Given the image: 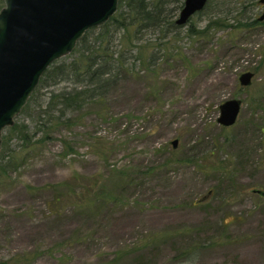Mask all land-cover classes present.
Segmentation results:
<instances>
[{
	"label": "rangeland",
	"instance_id": "374dc122",
	"mask_svg": "<svg viewBox=\"0 0 264 264\" xmlns=\"http://www.w3.org/2000/svg\"><path fill=\"white\" fill-rule=\"evenodd\" d=\"M186 28L179 57L128 73L103 113L91 109L44 141L32 135L33 149L12 139L19 164L0 175V264L119 254L121 264H264V98H251L264 89V27L197 41ZM254 69L242 86L240 74ZM231 98L242 108L223 127L219 105ZM33 118L32 106L14 120L34 131Z\"/></svg>",
	"mask_w": 264,
	"mask_h": 264
},
{
	"label": "trees",
	"instance_id": "16d2710c",
	"mask_svg": "<svg viewBox=\"0 0 264 264\" xmlns=\"http://www.w3.org/2000/svg\"><path fill=\"white\" fill-rule=\"evenodd\" d=\"M183 1L120 0L117 12L107 23L88 30L71 54L51 64L20 112L25 114L32 106L35 108V130L30 131V124L21 119L20 122L14 120L13 125L2 132L0 175H7L19 164L18 149L10 146L13 138L22 141L19 149H33L36 143L32 135L40 133L42 137L38 140L44 141L59 127L78 123V117L87 115L91 109L103 113L106 97L128 73L154 71L166 59L178 58L180 48L177 44L184 39L182 27L177 26L175 20ZM2 7L3 0H0V10ZM258 7L263 8L260 0H209L186 24L184 38L213 40L211 32L214 30L233 31L232 35L258 30L264 27V21L258 20L261 15L256 13ZM196 21L203 24L198 26ZM152 41L157 46L147 43ZM260 64L264 67V53ZM251 72L255 75L258 69ZM251 98L253 101L264 98V89L254 91ZM65 146L68 150L73 148L69 141H65ZM56 187L68 189L69 184L61 182ZM54 200L61 202L59 196ZM55 205L51 203L52 207ZM192 254L193 250L187 253ZM15 258L5 264H17L24 259ZM122 258L119 254L98 264H121ZM183 264L197 263L192 257L190 262Z\"/></svg>",
	"mask_w": 264,
	"mask_h": 264
},
{
	"label": "water",
	"instance_id": "95a60500",
	"mask_svg": "<svg viewBox=\"0 0 264 264\" xmlns=\"http://www.w3.org/2000/svg\"><path fill=\"white\" fill-rule=\"evenodd\" d=\"M120 0H3L0 10V149L2 132L27 103L45 70L73 52L79 40L117 12ZM209 0H184L175 20L183 27ZM263 11L259 21H264ZM253 72L239 76L249 86ZM242 108L238 98L219 105L218 124L233 125ZM173 148L178 140L171 141Z\"/></svg>",
	"mask_w": 264,
	"mask_h": 264
},
{
	"label": "bare ground",
	"instance_id": "6f19581e",
	"mask_svg": "<svg viewBox=\"0 0 264 264\" xmlns=\"http://www.w3.org/2000/svg\"><path fill=\"white\" fill-rule=\"evenodd\" d=\"M78 46V45H77Z\"/></svg>",
	"mask_w": 264,
	"mask_h": 264
},
{
	"label": "flooded vegetation",
	"instance_id": "af4514ba",
	"mask_svg": "<svg viewBox=\"0 0 264 264\" xmlns=\"http://www.w3.org/2000/svg\"><path fill=\"white\" fill-rule=\"evenodd\" d=\"M184 2V1H183Z\"/></svg>",
	"mask_w": 264,
	"mask_h": 264
}]
</instances>
